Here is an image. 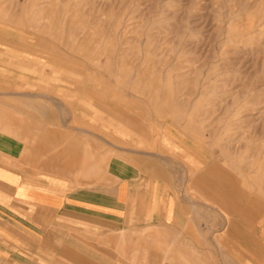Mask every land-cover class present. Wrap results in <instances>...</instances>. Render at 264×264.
Wrapping results in <instances>:
<instances>
[{"label":"rangeland","instance_id":"1","mask_svg":"<svg viewBox=\"0 0 264 264\" xmlns=\"http://www.w3.org/2000/svg\"><path fill=\"white\" fill-rule=\"evenodd\" d=\"M0 65L21 66V94L39 95L37 103L0 97V112L16 106L29 123L37 105L61 129L76 100L90 109L111 100L119 118L144 120L154 134L139 149L182 175L212 160L264 222V0H0ZM69 126L85 127L74 118ZM154 228L134 232V264H158L146 261L158 246ZM262 228L260 248L255 239L229 248L244 261L214 264H264Z\"/></svg>","mask_w":264,"mask_h":264},{"label":"crops","instance_id":"2","mask_svg":"<svg viewBox=\"0 0 264 264\" xmlns=\"http://www.w3.org/2000/svg\"><path fill=\"white\" fill-rule=\"evenodd\" d=\"M18 67L0 65V97L37 103L38 94H21ZM112 103L100 97L90 109L76 100L61 129L37 105L29 123L16 106L14 115L0 112V264H134V232L154 227L158 246L147 250L148 263H240L244 255L230 258V247L244 250L254 239L261 247L264 222L247 212L235 176L212 160L192 162L188 175L167 170L158 154L139 149L155 144L149 126L123 121ZM73 118L85 127H70ZM215 246L227 249L226 259Z\"/></svg>","mask_w":264,"mask_h":264}]
</instances>
